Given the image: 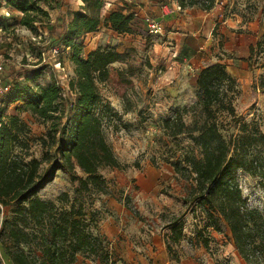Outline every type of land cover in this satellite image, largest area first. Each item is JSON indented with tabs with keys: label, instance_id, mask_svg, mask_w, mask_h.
Returning <instances> with one entry per match:
<instances>
[{
	"label": "rangeland",
	"instance_id": "obj_1",
	"mask_svg": "<svg viewBox=\"0 0 264 264\" xmlns=\"http://www.w3.org/2000/svg\"><path fill=\"white\" fill-rule=\"evenodd\" d=\"M74 2L79 9V0ZM121 8L124 10L125 6L118 10ZM187 8L192 12L180 13L170 22L162 23L163 35L151 34L147 17L133 11V33L119 34L103 23L98 34L77 41L83 46V57L96 48L125 53L124 60L114 66L127 70L128 83L123 90L104 84L99 85V90L101 105H108L103 125L106 140L120 162L128 167L123 170L102 168L100 172L109 182L111 193L92 192L85 196L87 219L90 212L96 211L99 222L94 232L105 240L116 264H136L137 247L144 250L149 244L154 246L155 236L165 242L171 233L166 224L179 215H184V236L173 245L174 252L169 254L172 263L249 264L239 255L223 219L218 227L207 226L210 221L204 213L186 203L185 197L193 181L178 175L171 163L186 153L199 156L200 150L186 134L176 138L170 136L163 121L180 111L186 125L204 122L205 115L197 103L196 80L203 68L219 62L235 77L238 87V95L233 101L234 114L217 113L223 135L227 139L236 137L245 127L249 133L264 137V90L254 87L264 73L262 61L255 67L244 61L250 44L264 34V3L262 0H215L209 11L199 5ZM108 14H101V17L104 19ZM44 28L56 35L47 34V38L41 40L37 34L44 32ZM40 30L26 32V43L13 52L12 61L18 66L3 68L4 75L10 80L13 78V95L19 85L29 87V92L34 94L37 85L58 81L67 109L75 100V94L69 91L70 81L75 78V66L70 60L71 53L66 51L59 54L64 68L56 66L52 52L60 45L58 38L64 29L61 25L58 29L45 25ZM40 51L47 52L45 62L39 58ZM38 71L42 74L35 77ZM22 99L10 105L7 113L23 107L27 98L23 96ZM20 117L28 127L27 134H21V139L28 140L29 157L45 160L40 173L48 182L39 191V196L62 206L58 197L67 193L73 199L74 185L67 170L56 168L61 163L56 146L49 151L50 144L42 145L41 138L49 139L52 123L44 122L30 112L21 111ZM65 121L66 114L62 123ZM57 137L63 138L62 133L59 132ZM16 148L20 151L19 146ZM251 157L259 161L258 172L250 174L240 170L238 180L249 206L264 215V141L251 149ZM77 173L83 175L79 169ZM126 195L140 216L118 200ZM16 205L6 207L0 203V226L11 218ZM108 222L114 223L116 230L110 231ZM142 254L146 252L142 251ZM3 263L8 264L0 247V264ZM77 264L102 263L80 254Z\"/></svg>",
	"mask_w": 264,
	"mask_h": 264
},
{
	"label": "trees",
	"instance_id": "obj_2",
	"mask_svg": "<svg viewBox=\"0 0 264 264\" xmlns=\"http://www.w3.org/2000/svg\"><path fill=\"white\" fill-rule=\"evenodd\" d=\"M57 2L7 0L8 5L22 12L20 24L33 33L50 24V11L57 7ZM179 3L183 8L199 5L209 11L215 0ZM79 5L82 11L76 13L60 35V45L56 47L69 48L68 54L71 53L75 78L70 81V90L75 94L74 102L66 109L62 87L51 81L37 85L34 94L29 92V87L19 85L17 93L13 95L12 89L7 96L10 99L6 101L10 106L26 96L23 107L10 113H7L9 106L2 109L6 121L0 125V203L6 207L17 204L11 218L0 226V247L8 264H77L80 254L94 257L102 264H116L105 240L94 232L99 222L96 211L90 212L87 219L85 196L92 192L111 193L109 182L100 172L102 168L123 170L128 167L120 162L106 140L103 125L108 105H101L99 90L100 84L123 90L128 83L127 70L114 66L124 60L125 53L96 48L83 57V46L77 41L98 31L103 23L119 34H131L134 32V13L120 9L109 12L103 19L104 0H79ZM39 36L43 40L42 33L37 34ZM59 59L63 63L61 57ZM244 61L250 67L262 61L264 69V34L250 44ZM41 74L38 71L35 77ZM196 84L197 103L205 115L204 122L186 125L182 112L178 111L165 119L163 126L174 138L186 134L199 148L200 155L186 153L171 164L183 179L193 181L185 201L204 213L210 221L207 226L218 227L223 219L239 255L249 264H264V215L249 206L238 180L240 170L250 174L258 172L260 164L251 157V149L262 144L264 137L249 133L245 127L236 137L227 139L223 135L217 113L227 111L234 114L233 101L238 95L237 81L225 65L218 62L203 68ZM254 87L264 90V73ZM122 96H125L124 92ZM21 111L52 123L49 139L41 138L42 145L50 144L49 151L56 146L61 161L56 168L67 170L74 185L73 199L67 193L58 197L62 206L39 196V191L48 182L40 173L45 160L29 157L27 153L29 143L27 138L21 139V134H27L28 127L20 117ZM65 114L66 121L62 123ZM59 132L63 135L61 139L57 137ZM77 169L83 175L78 174ZM118 200L140 216L139 211L130 205L129 196ZM183 216H175L166 224L171 230L165 240L169 254L174 252L173 245L184 236Z\"/></svg>",
	"mask_w": 264,
	"mask_h": 264
},
{
	"label": "crops",
	"instance_id": "obj_3",
	"mask_svg": "<svg viewBox=\"0 0 264 264\" xmlns=\"http://www.w3.org/2000/svg\"><path fill=\"white\" fill-rule=\"evenodd\" d=\"M177 1L178 0H104L101 14L104 16L108 12L116 11L119 7L125 6L124 12L136 11V15H142L145 18L151 17L161 23H167L173 19L172 17H176L180 13L166 14L162 7L167 4L172 5ZM75 5L74 0H61L60 4L55 9L50 11V28L58 29L61 25L64 31H66L68 24L73 21L76 13L82 11L81 8L78 9ZM185 12L191 13L192 11L189 8H184V11L181 13ZM22 15L21 11L8 5L7 0H0V64L5 69H10L11 65L14 66V64H16L12 61L13 52L17 51V48H22L28 38L26 32H29V29L20 24ZM101 27L102 25L98 31ZM98 31L86 34L82 39L89 36L93 37V35L99 33ZM41 33L45 39L47 38V34L50 36L56 35V33L52 34L45 28L44 32L41 31ZM16 66L18 65L16 64ZM8 80L11 81L13 78H11V80L8 78ZM107 224L110 226V231L116 230V226L113 225L114 223L111 224V222H108ZM153 244L154 246H152V244L147 245L144 250L137 247L138 254L136 255V264H174L170 261L166 243L163 242L159 236H155ZM142 251H145L146 254H142Z\"/></svg>",
	"mask_w": 264,
	"mask_h": 264
},
{
	"label": "built area",
	"instance_id": "obj_4",
	"mask_svg": "<svg viewBox=\"0 0 264 264\" xmlns=\"http://www.w3.org/2000/svg\"><path fill=\"white\" fill-rule=\"evenodd\" d=\"M162 8H163L164 13L166 14L181 13L184 11L183 6L178 1L172 5L170 4L164 5ZM146 21L148 22V28L151 34L156 35V36L163 35V32H164L163 25L160 21L154 18H150V17H147ZM39 38L41 39L42 37L39 36ZM34 40H36V38H34ZM64 51L68 53L69 48L65 49L62 47L61 49L55 48L52 50L53 57L55 58V65L60 66L62 68H64V64L60 61L59 54H62V52ZM46 54H47L46 51H41L40 56H39V58L44 62L46 61ZM56 82L57 84H59L58 81ZM12 89H13V83L9 81L7 77H5L4 69L2 65H0V125L2 121H6L5 117L2 115V109H5L9 106V103L6 101V99H7L8 94L12 91ZM69 91L71 94H73L70 88H69ZM63 96L65 97L64 94Z\"/></svg>",
	"mask_w": 264,
	"mask_h": 264
}]
</instances>
